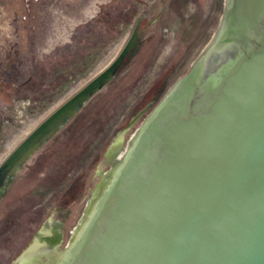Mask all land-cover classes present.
<instances>
[{
	"label": "water",
	"instance_id": "water-1",
	"mask_svg": "<svg viewBox=\"0 0 264 264\" xmlns=\"http://www.w3.org/2000/svg\"><path fill=\"white\" fill-rule=\"evenodd\" d=\"M104 85L1 201L0 264L66 243L139 127L59 264H264V0H0V197Z\"/></svg>",
	"mask_w": 264,
	"mask_h": 264
},
{
	"label": "trees",
	"instance_id": "trees-1",
	"mask_svg": "<svg viewBox=\"0 0 264 264\" xmlns=\"http://www.w3.org/2000/svg\"><path fill=\"white\" fill-rule=\"evenodd\" d=\"M114 77H116V75ZM114 77H113V79H114ZM104 88H105V85L103 87H101L100 89H98L97 91L93 92L85 100V103L83 104V106L74 115H72L56 133H54L47 141H45L43 144H41L35 151H33L30 154V156L25 160V162L17 170L13 180L8 184L7 190L5 191V193L0 197V203L4 199V197L12 190V188L16 184V181H18L20 177H22L26 174H29L32 171V168L30 166L36 165V163L38 161L34 162V160L37 158V156L39 154L42 153V151L44 149H47L51 145L59 143L60 141L62 143V141L64 140V139H61L63 137V135L65 133L68 134L70 129H72L71 126L79 120L81 112L89 105V103L91 102L93 97L96 96L98 93H100ZM139 130H140V127L137 128L134 131V133L131 134V136L128 138V142L125 146V149H123V151L121 153H119L118 155H112V157H114L115 160L113 162L112 161L110 162L111 165L109 167H108L109 161L107 159V155H105L103 165L106 166V168H104L105 170L103 169L102 172H98L97 173L98 175L97 174L93 175L94 176L93 179L95 182L92 183L91 187H85L86 180H83V182L84 181L85 182L82 184L83 190L79 193L78 200L80 199L82 201L84 198L87 197V195L89 193H90V196H89L88 202L86 203V206L84 207V209L83 210L81 209L82 211L78 210V212H77L76 216L78 217V219L76 220V226L74 227V230L69 231V233H70L69 234V236H70L69 240L65 243V241H66L65 236H66V233L68 231L67 227H68V225L72 219V216H73V215L71 217L69 216L70 211H69V215H68L69 217H68L67 221L65 222L63 229H62V240H61L60 244H58L57 246H55L51 250L44 251V252L39 251L37 245H31L29 247V249L33 250L32 253L34 255V260H37L36 262L38 264H59L61 262V260L64 257L65 252L75 242L78 234L80 233L81 229L83 228L84 223L86 222L88 216L90 215L91 211L95 207L98 199L101 197V195L103 194L107 185L110 183L111 179L113 178L114 173L116 172V170L119 168V166L123 162L125 155H126L128 149L134 143ZM126 137L127 136H125V138H123L124 141L126 140ZM114 158H112V159H114ZM78 214H80V215H78ZM34 247H36V248H34ZM25 253L26 252L22 253V256ZM23 258H25V256L22 257L21 261L24 260ZM19 263H20V259H19Z\"/></svg>",
	"mask_w": 264,
	"mask_h": 264
},
{
	"label": "flooded vegetation",
	"instance_id": "flooded-vegetation-1",
	"mask_svg": "<svg viewBox=\"0 0 264 264\" xmlns=\"http://www.w3.org/2000/svg\"><path fill=\"white\" fill-rule=\"evenodd\" d=\"M61 240H62V234H61L60 242H61ZM60 242H59V243L57 242V243L55 244V246H57L58 244H60ZM55 246H54V247H55ZM38 249H39L41 252H44V251H45V250H41L40 247H38ZM17 260H19V259H17ZM15 261H16V259H15L11 264H13Z\"/></svg>",
	"mask_w": 264,
	"mask_h": 264
}]
</instances>
